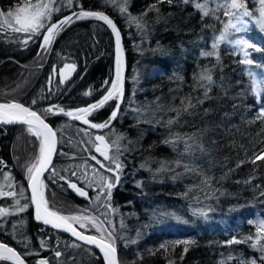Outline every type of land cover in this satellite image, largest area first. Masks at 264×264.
Wrapping results in <instances>:
<instances>
[{"label":"trees","instance_id":"16d2710c","mask_svg":"<svg viewBox=\"0 0 264 264\" xmlns=\"http://www.w3.org/2000/svg\"><path fill=\"white\" fill-rule=\"evenodd\" d=\"M198 2L205 0H127L122 12L121 0H72L71 6L68 0H53L46 24L63 16H72V22L58 31L46 52L40 48L42 36L24 44L27 34L0 21V102H18L46 116L57 133L56 170L61 175H69L65 169L86 171L96 180L116 175L97 163L115 169L96 152L97 135L105 137L110 157L119 156L120 178L110 198L98 184L88 186L76 177L71 179L87 197L64 181L53 183L50 172L42 179L53 210L97 217L113 233L119 264H239L241 259L259 264L262 255L252 244L256 224L264 220V160L251 159L264 149V92L253 95L249 76V70L257 79L264 72L256 64L264 65V32L256 24L260 0H241L255 15L247 32L237 35L262 49L250 50L252 66L240 63L243 53L226 41L213 50L227 17L222 10L202 17ZM20 3L0 0V12ZM216 6L213 0L211 7ZM81 10L107 15L121 38L123 96L117 116L110 120L112 99L87 117L91 123L110 121L104 129L84 128L59 112L98 102L115 74L108 27L104 21L72 15ZM66 63H74L75 71L63 83L55 75L49 84L53 67L59 72ZM205 75H211V83ZM50 106L64 116L45 113ZM37 152L38 142L25 126H0V189H23V198L0 196V208L8 209L0 217V242L20 253L25 264L41 259L48 264H103L93 249L32 220L26 167ZM85 162L86 168L79 167ZM16 199L28 207L18 211ZM80 231L100 235L92 225ZM184 240L189 243H175ZM56 251L62 255L56 257Z\"/></svg>","mask_w":264,"mask_h":264},{"label":"snow or ice","instance_id":"6c2138e0","mask_svg":"<svg viewBox=\"0 0 264 264\" xmlns=\"http://www.w3.org/2000/svg\"><path fill=\"white\" fill-rule=\"evenodd\" d=\"M115 2V0H113ZM159 2V0H158ZM171 2V0H169ZM189 2V0H185ZM213 0H205V3H196V8L201 11L202 17H207L209 15H214L216 11H221L223 16L227 17V22L223 26V31L213 42L212 48L215 50L221 42H227L233 46L234 49H239L243 53V60L240 63L252 66L254 61L251 58L252 51L260 52L262 49L258 47L255 43L251 42L249 39L245 38L243 34L248 30L249 18L255 15L253 12L249 11L245 4L241 0H216V8L211 7ZM127 0H121L120 10L122 12L126 11ZM53 0H48L47 3L44 0H36V3H32L31 0H21V3L15 7L13 10L8 11L6 14L0 12V17H3L2 23L8 27H11L12 30L16 33L27 34V39L23 41L24 44H27L34 36H42V42L40 48L43 52L48 51L49 47L52 45L55 36L58 31L63 28L65 24L72 22V16L64 17L62 20L57 21L56 23L46 24V21L51 20L53 12ZM72 0H68V5L71 6ZM261 8L257 16L256 24L259 25L260 30L264 32V0H260ZM155 6H153V9ZM58 10V9H56ZM158 11V9H155ZM77 19L83 18H95L97 20L104 21L115 33L116 37V46H117V57H116V67H115V78L111 81L110 88H108L106 95H104L98 102L89 105L84 108L76 109L75 111H65L63 108L59 109V112H62L65 116L72 117L75 120H80L86 125H90L93 129H104L108 127L110 121H105L103 123H91L87 117L90 113L103 105L106 102L112 99L120 100L123 96V78L121 70V56H120V34L117 30L115 24L107 15L99 11H83L79 13H73ZM146 15V13H145ZM219 19V17H216ZM136 19V18H134ZM137 26H141L139 20H137ZM43 30V31H42ZM235 36L236 38H232ZM38 55L41 53L38 52ZM205 55L211 56L212 52L205 53ZM217 59L219 57L217 56ZM257 66L261 69H264V65H260L259 62H256ZM76 65L74 63H66L62 68L57 72L56 67H53L52 73L49 76V84L52 82V77L59 75L60 83H63L65 79L68 78L69 74L74 72ZM249 76L252 78L251 91L253 95L261 97V93L264 92V88L261 87V84H264V72L261 73L260 79H257V74L249 70ZM203 79H207L209 83L212 81L211 75H205ZM105 84H108L106 81ZM87 94V93H86ZM207 95V93H205ZM264 98V97H261ZM36 103L35 100L32 102ZM189 106H191L189 102ZM55 106H50L44 110L45 113L53 114ZM119 109V103L117 104V110ZM117 110H114L111 113V119H114L117 116ZM260 117H264V110H261ZM173 121H169L172 123ZM0 124H21L26 126V131L35 138L38 142V152L29 162V165L26 167L27 176H28V186L31 189V202L35 205V219L37 221H42L44 225H51L56 229H63L71 233L73 237L86 242L90 245H95L103 253L106 264H118L117 260V249L115 246V239L113 233L108 231V229L103 228L101 223H97V217L88 216L82 213L64 215L58 210H53L49 201L45 196L46 185L42 180V176L45 172L51 173V178L53 183H56L57 180L64 181L67 187L75 191L78 195L87 197L88 193L82 188L78 187L77 182H73L72 177H76L77 181H85L88 186H92L93 183H96L100 186L101 190L104 191L106 198L111 197V189L114 184L119 181V171L121 170V164L119 163V156H109L108 149L109 145L105 141L103 135L95 136V141L99 142L96 144L95 150L99 152L106 160H110L111 163L115 164V169L112 167L106 166L97 160V163L100 164L101 168H106L109 172H115L116 175L113 177H105L100 175L98 180L89 179L86 171H80L78 174L77 170L65 169L69 175H61L59 171L52 165L53 155L57 152V133L53 128L46 123V116L38 114L37 111L32 110L30 107L18 102H9V103H0ZM119 139V138H118ZM113 143H116L115 141ZM85 151H88L85 149ZM118 151V144H117ZM92 160H96V156H91ZM258 160H264V149H261L258 154H254L251 159L252 163H256ZM0 163H3L0 161ZM86 168L85 165L79 166ZM95 174L96 170L93 169ZM63 186V185H62ZM0 196H12L16 198L17 196L23 198V189L21 188L19 193L10 191L4 192L0 189ZM99 198V196H98ZM16 205L18 211H24L28 205H20V200L16 199ZM8 213L7 208H0V217ZM201 215H206L202 211ZM75 224L79 225L80 229H87L89 224L95 227L96 231L100 233L99 236L96 235H85L83 232L79 231ZM257 227V238L256 242L252 244L253 248H259V251L262 255L259 257V264H264V244H261L260 241L264 240V220H260L256 224ZM248 239H251L249 237ZM107 240V242H106ZM43 245V242H41ZM176 244H188V240L176 241ZM231 243V241L229 242ZM77 245L73 244V247ZM164 245H161V248H164ZM187 248L184 249L187 252ZM56 257H60L62 253L60 251L55 252ZM0 261H11L12 264H25V260L22 258L21 254L18 253L13 247H10L8 244L0 242ZM38 264H48V261L41 259ZM239 264H257L256 259H251L250 261H245L241 259Z\"/></svg>","mask_w":264,"mask_h":264},{"label":"water","instance_id":"95a60500","mask_svg":"<svg viewBox=\"0 0 264 264\" xmlns=\"http://www.w3.org/2000/svg\"><path fill=\"white\" fill-rule=\"evenodd\" d=\"M64 17H67V16H63V17H60V18H58L56 21H54V22H52V23H56L57 21H59V20H62ZM105 23V22H104ZM106 24V26L108 27V29H109V31H110V33H111V36H112V40H113V51H114V60H115V62H116V57H117V46H116V37H115V33L112 31V28L107 24V23H105ZM120 50H121V46H120ZM120 56H121V70H122V78H123V76H124V61H123V55H122V51H120ZM111 85V84H110ZM109 88H110V86H109ZM108 90V89H107ZM106 93H107V91L102 95V97L104 96V95H106ZM101 97V98H102ZM121 100V99H120ZM120 100H118V102H117V104L119 103V105H120ZM0 103H2V102H0ZM87 106H89V105H87ZM87 106H85V107H87ZM79 108H84V107H78V108H75V109H72V110H70V111H75L76 109H79ZM115 110H117V105H116V108H115ZM55 115H58V116H64V115H62V114H60V113H57V112H55L54 113ZM69 119L70 120H72V121H75L76 123H78L79 125H81L82 127H84V128H87V129H90V130H97V129H93V128H91L90 127V125H86V124H84L82 121H80V120H75V119H73L72 117H69ZM47 123V122H46ZM17 125H21V124H8V125H4V124H0V126L1 127H6V126H17ZM22 126H25V125H22ZM26 127V126H25ZM99 143V142H98ZM99 153V152H98ZM100 154V153H99ZM55 155V154H54ZM54 155H53V158H54ZM53 158H52V160H53ZM46 173V172H45ZM44 173V174H45ZM44 174H43V176H42V179H43V177H44ZM25 187H26V192H27V197H28V202H29V206H30V211H31V217H32V220L35 222V223H37V224H39V225H41V226H43V227H45V228H48V229H50V230H53V231H56V232H58V233H60V234H63V235H65V236H67L68 238H70V239H72L73 241H75V242H77V243H79V244H82V245H84V246H86V247H88V248H90V249H93L100 257H101V259H102V261H103V264H106V261H105V259H104V256H103V253L100 251V249L98 248V247H96L95 245H90V244H87L86 242H84V241H81V240H79V239H77L76 237H73L72 235H71V233H69V232H67V231H64L62 228L61 229H56V228H53L51 225H44L43 224V222L42 221H37L36 219H35V205L34 204H32V202H31V189H30V187L28 186V178H27V180H26V183H25ZM74 227H76V226H74ZM77 228V227H76ZM79 231H80V229L79 228H77ZM82 232V231H81ZM83 234H85V235H91V234H87V233H84L83 232ZM107 242V241H106ZM11 247V246H10ZM8 263H10V264H12V262L11 261H7ZM119 264V263H118Z\"/></svg>","mask_w":264,"mask_h":264},{"label":"rangeland","instance_id":"374dc122","mask_svg":"<svg viewBox=\"0 0 264 264\" xmlns=\"http://www.w3.org/2000/svg\"><path fill=\"white\" fill-rule=\"evenodd\" d=\"M44 2L45 3H47L48 2V0H44ZM34 3H36V2H34ZM214 3H215V1H214ZM194 5V4H193ZM18 5H15V6H13V8L11 9V10H13L15 7H17ZM58 8H59V5H58ZM8 11H10V10H8ZM8 11H6L5 12V14L8 12ZM227 19L228 18H226V21H227ZM2 20H3V17H0V21L2 22ZM221 33V32H220ZM220 33L216 36V38L220 35ZM216 38H215V40H216ZM232 38H236V37H232ZM41 40H42V38H41ZM230 45V44H229ZM232 46V45H231ZM115 64V67H116V62L114 63ZM115 78V74H114V77H113V79ZM110 84H111V82H110ZM110 84L108 85V87H107V85L105 86V91H104V93L107 91V89L109 88V86H110ZM114 100V109L116 108V105H117V102H118V100L117 99H113ZM120 102H121V100H120ZM2 103H6V102H2ZM4 181H6L7 179H6V177H3L2 178ZM78 225V224H77ZM89 225H91V224H89ZM78 227H79V225H78ZM168 229H169V225H168V227H167ZM173 230V229H172ZM174 239H176V238H173V240Z\"/></svg>","mask_w":264,"mask_h":264}]
</instances>
